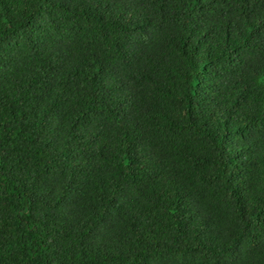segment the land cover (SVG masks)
I'll list each match as a JSON object with an SVG mask.
<instances>
[{
	"label": "trees",
	"instance_id": "trees-1",
	"mask_svg": "<svg viewBox=\"0 0 264 264\" xmlns=\"http://www.w3.org/2000/svg\"><path fill=\"white\" fill-rule=\"evenodd\" d=\"M0 264H264V0H0Z\"/></svg>",
	"mask_w": 264,
	"mask_h": 264
}]
</instances>
